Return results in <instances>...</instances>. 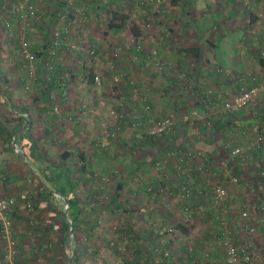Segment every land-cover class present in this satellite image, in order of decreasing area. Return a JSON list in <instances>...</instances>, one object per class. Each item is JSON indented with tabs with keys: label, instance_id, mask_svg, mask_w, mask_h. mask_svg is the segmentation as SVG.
Instances as JSON below:
<instances>
[{
	"label": "built area",
	"instance_id": "2783aa9c",
	"mask_svg": "<svg viewBox=\"0 0 264 264\" xmlns=\"http://www.w3.org/2000/svg\"><path fill=\"white\" fill-rule=\"evenodd\" d=\"M105 1L107 0H57L58 8H56L51 4L52 0H0L1 30L9 32L14 25L17 29L16 57L23 80L26 81L25 89H29L28 82L36 77L38 58L31 50L27 32L37 25L45 24L49 28V45L40 59L46 72L52 73L59 51L65 52L71 59L86 52L92 61L99 60L104 63L103 69L100 70L95 63L86 65L83 62L77 65V72L65 73L63 76L65 82L76 81L83 89L100 91L102 86H105V91L113 102L106 112V128L94 140L96 148L110 153L111 145L121 142L126 134L127 140L136 145L131 148V154L137 156L134 151L136 149L140 151L142 148L139 147L140 143L146 139L156 142L159 154L151 164L155 181L145 184L142 192L161 201L166 215L177 217L181 214L188 228H191L197 219H210L213 224L220 226L219 232L211 241L222 250L223 264H255L257 256L251 244L237 245L234 242V229L230 220L229 187L240 186L248 194H256L259 188H264V163H256L250 181L241 183L237 174V169L249 165L248 161L252 155L260 152L264 155V124L259 126L254 123L251 126L250 140L245 148L233 145L230 140L224 141L221 146L226 158L220 159L201 150L178 146L172 141V135L180 131V123L182 126L197 123L204 132H212L211 121L200 118L198 108L204 113L213 110L223 115L248 112L247 114L252 115L255 120H263L264 105L260 99V92L264 91V83L261 86L246 87L243 79H240L237 94L231 96L206 87L197 89L191 96L187 95V99L177 98L171 93L169 100L176 104L180 118L177 119L174 113L158 115L153 109L149 92L154 89L159 91L161 97H165L162 86L155 87L151 84L140 88L124 68H118V63L122 62L125 53L129 52L131 64L142 62L147 72L168 73L175 76L176 89L192 91L189 78L172 62L162 60L158 51V46L171 38L173 29L167 22L157 28L155 23L157 11L159 10V15L164 16L168 8L179 3L180 0H135L134 5L124 3L121 7L118 0H108V5L103 4ZM99 3L102 5L98 7L97 14L92 15L90 5ZM115 14L127 15V24L136 25L141 30V35L134 38L130 26L116 32L111 30L108 24ZM97 21L101 22V28L104 29L102 32L110 37L127 33L135 42L113 45L111 42L106 44L101 40L103 42L88 44L83 40V33L87 31L88 34ZM111 45L112 49H108ZM260 56L264 60V50L260 51ZM212 71L220 79L223 76L226 79H235L219 66L214 67ZM247 77L252 81L256 80V77L250 73ZM123 87L129 88L128 94L124 95ZM49 98L52 102L51 113L59 118L61 103L68 98L65 94L58 96L56 91L52 92ZM67 121L74 122V119L68 117ZM237 132H232L231 135L237 136ZM110 154L114 157V154ZM113 173L119 174V169H114ZM94 177L98 184L97 188L102 190V185L108 181L107 177L98 174ZM198 200L205 202L198 203ZM13 206V199L0 197V238L4 243L0 264H16L17 244L13 236L14 224L11 215ZM25 208L28 211L33 210L30 204ZM238 208L236 219L247 234H255L258 226L264 229V204L258 208L261 216L258 217L257 223L251 218L248 204H241ZM34 224L36 223L31 220V225ZM151 226L160 238L159 245H166L167 232L175 230L174 227L169 228L166 225L158 228L157 223ZM203 257L204 264H220V260L209 259L210 254L207 249ZM259 259L258 264H264V249Z\"/></svg>",
	"mask_w": 264,
	"mask_h": 264
},
{
	"label": "crops",
	"instance_id": "0c3cea01",
	"mask_svg": "<svg viewBox=\"0 0 264 264\" xmlns=\"http://www.w3.org/2000/svg\"><path fill=\"white\" fill-rule=\"evenodd\" d=\"M51 4L58 8L57 0H52ZM103 4L108 5V0ZM100 5H102V3L90 5L89 9L90 12L93 13L92 15L97 14V9ZM157 13L155 20L157 28L164 22H167L173 29L171 38L158 46L159 56L162 60L172 62L176 68L178 67L179 71L183 72L189 78L192 83L190 85L192 91L187 92L184 89H176L174 86L175 76L169 75L168 73L154 74L147 72L144 70L142 62L131 64V54H129V52L125 53L124 61L118 63V65H124L123 68L128 72V75L136 81L137 86L140 88L151 84L155 85V87L158 85L162 86L166 94L165 97H161L159 91L157 92L154 89L149 92L150 101L154 107L153 109L158 115L165 116L174 113L177 119L180 118L176 104L169 100V95L171 93L177 98L187 99V95L191 96L192 93H196L195 91L197 89L206 87L218 93H227L231 96L237 94L238 87L240 86V79H243V84L246 87L261 86L264 83V60L260 56V51L264 50V0H180L179 3L168 8L167 14L164 16L159 15V10ZM13 30L16 32L17 29L15 26ZM103 30L104 29L101 28V22L97 21L95 27L90 30L88 34L86 33L87 31H84L83 40L88 44H92L103 39L109 41L118 36L114 35L110 37L107 33L102 32ZM27 33L31 42V50L41 59L45 49L49 45L47 40V35H49L48 25H37L28 30ZM131 40L135 42L133 37ZM3 46H5L4 43ZM111 47L112 45L108 46V49H112ZM83 62L86 65L95 63L100 70L104 67V63H101L99 60L92 61L87 56L86 52H83V54L78 57L74 56L72 59L69 55H66L65 52H58V59L54 64L52 75L48 80L46 79V81L49 83V81L58 79L60 86L64 82L62 92H60V89L57 90L58 96L65 94L68 98L65 102L62 101L61 103V116L58 118L51 113V105L45 94H40V97L37 98L32 97L30 100L27 98V103H25L26 108H22L27 112L22 115L27 117L28 126L15 135L17 137L19 134H22L25 140H28L38 148V154L42 156L43 161L41 165L36 163V167H39L44 181L47 182L49 178H55V175L59 173L60 179H56L57 185L61 187L67 195H73L79 201L95 193L97 195L98 192L97 189H94V186H92L94 188L85 189L88 187V182L90 183L89 180H91L92 176L98 174L99 176L111 177L114 179L113 165L115 164H112L111 159L115 157L116 153L119 154L122 150L125 153V146L128 147L131 145L130 149L133 146L136 147V145L131 142L130 145H126L123 141L118 144H112L109 152L114 154V157L110 153L96 148L94 140L106 125V111L111 105V100L108 95L103 94L104 92L102 89H100V91L83 89L76 81L65 82L66 80L63 78L65 73L77 72V65ZM216 66L224 68L229 73L230 77L233 76L235 79H226L225 76L220 79L212 71ZM36 70L40 73L45 72L40 61L39 64L37 63L36 65ZM249 73L256 77L255 81L247 77ZM46 81H44V79L39 80L41 85ZM128 90L129 88L123 87L124 95L128 94ZM3 98V96H0L1 100ZM260 99L264 105V91L260 92ZM42 102H47L46 105L48 106L46 107L39 104ZM197 111H199L198 115L200 118H206L211 121L213 125L212 132H204L197 123L183 126L180 123V131L175 132L172 141L178 146H187L204 151L216 159L226 158V153L221 146L224 141L230 140L233 145H238L243 148L248 145L251 135L250 127L245 128L248 122L251 124L255 123L259 126L264 124V119L261 121L254 120L255 118H252V115L250 117L248 116V112H243L238 114L241 119L238 120L237 127H233L234 129L232 130L228 126V122L231 120L229 117L231 116L226 114L223 115L213 110H210L209 113H204L203 110L201 111V109L198 108ZM1 114V124L6 126L7 129L17 128L18 123L16 120L10 121L5 118L4 112ZM68 117H72L74 122L67 121ZM232 132H237V136H232ZM219 139L220 141L218 142ZM12 143L13 142H11L10 145H12ZM16 147H18V145ZM8 148L9 145L0 140V150L7 151ZM218 148L222 149L223 155H221V157L215 155L214 151H217ZM18 149L19 151L21 150L20 147H18ZM262 154L263 153L260 152L252 155L248 161L249 165L247 166H255L257 162L264 163V155ZM65 155L69 156L64 157ZM19 158H21L20 155ZM145 159H143L144 162L146 161ZM20 160V163L16 161H7L6 163H2V165L0 163V197L20 195L25 188V180L32 179L31 172L24 171L25 169L23 170L24 172H19V169H16V171L11 169L5 173L4 169L1 168L5 165H11L12 167L16 165L18 168L21 166V163H24L22 158ZM144 162L139 163L138 166H142ZM25 164L28 168L31 167H29L26 161ZM46 167H48L47 171L44 170ZM53 167L57 169L54 170ZM141 172L142 174L145 173L144 171ZM237 174L239 175L241 183L246 182V178L240 176L241 172L238 173V169ZM144 178L141 180V183L145 182L144 185L155 181V177L149 176L146 177V179ZM44 181H36L35 186L40 188V182L44 183ZM54 182L56 181L54 180ZM47 183L52 187H49L50 189L47 191H51L50 193L52 195L56 194L54 193L55 187L49 182ZM121 184L117 185V190H122L124 186ZM240 188L241 187L237 185L230 186L229 190L231 197L232 193L241 195L242 191ZM135 190V187L131 188V190L128 189L127 192H124V195H130V197L133 195L138 196L141 191ZM24 194L25 197L23 198L28 199L29 196H27V191H25ZM96 195H93V197ZM139 197L140 196H138V199L134 201V203L137 204V208L140 212L145 213L146 209L144 205H146V202ZM248 197L251 200L248 204L249 207L253 205V208L250 209L251 218L257 223L258 217L261 216L258 208L261 204H264V200L262 199L264 198V188H259L256 194H248ZM197 202L204 203L205 201L198 200ZM244 203L245 202L238 203L236 209ZM80 204L81 201L79 202V206ZM254 205L258 206H256L257 210L256 207L254 208ZM233 206L230 198L229 209L230 220L234 229V242L237 245H242L238 244V237L242 234L241 232H244L245 235L247 233L236 219L238 213L237 210L234 212ZM255 210L258 214L254 213ZM49 213L51 212L49 211ZM11 215L13 217L14 212H11ZM16 217H18V213H15L14 219H16ZM212 228H210V231L208 230L209 233L207 232L205 234V245L210 254L209 259L211 261L220 260V264H223L224 255L222 250L211 241L213 236L219 232L220 226L216 225V231H213ZM259 229L264 232L261 226H258L256 232ZM256 232L255 234L247 235L255 237L257 234ZM241 236L242 235H240V237ZM254 242H256V239H254ZM251 247H253V242L251 243ZM195 258L199 259V257L196 256ZM256 261L257 260H255V262ZM177 262L179 264L201 263L194 260V258L188 261L179 259Z\"/></svg>",
	"mask_w": 264,
	"mask_h": 264
},
{
	"label": "rangeland",
	"instance_id": "374dc122",
	"mask_svg": "<svg viewBox=\"0 0 264 264\" xmlns=\"http://www.w3.org/2000/svg\"><path fill=\"white\" fill-rule=\"evenodd\" d=\"M13 27L9 32H4L0 28V93L3 91L6 96H9L10 106H13L16 111L21 112L23 110L22 108H26L25 103H27L28 99L30 100L32 97H40V94L43 95L44 87L39 80L44 79V81H46V79L48 80L52 74L46 71L40 73L36 70L35 79L29 81L27 84L29 85V89H25L24 82L26 81L23 80L22 73L18 66V59L16 57L17 41L15 38L16 32L13 30ZM117 35L116 38L109 40L113 45L132 42V38L127 33H119ZM27 37L30 42L28 33ZM103 41L106 44L109 43V41H105L104 39ZM3 43L5 46H3ZM37 58V63L39 64V56H37ZM123 66H118V68L123 69ZM105 89V86H102L103 94L107 95ZM112 103L113 102L111 101V105ZM39 104L46 107L48 106L46 105L47 102ZM8 109V106H5L0 99V117H2L1 113L4 112L6 119H9L10 121L15 120V116L10 114ZM248 116L250 117L251 115L248 114ZM103 128L105 129L106 125ZM122 141L125 142L126 145H130V140H127L126 134L123 136ZM219 141L220 139L218 142ZM125 147V153L122 150L119 154L116 153L115 157L111 159L112 164L116 165H113V171L117 168L119 169V174L115 175L113 173L114 179L108 177L107 183L102 185V190L99 188L95 197L92 195L80 199L81 204L79 209L81 214L78 216L74 228L71 227L72 222L67 216V220L65 219L67 208L62 197L58 194L52 195L50 191L44 192L42 189L40 190V188L35 186L36 181H44L39 170L28 168L25 162L21 163V166L18 168L16 165H13V167L11 165L1 167L4 169L5 173L11 169L14 171L19 169V172H34V176H31L33 180H25V188L20 195L6 196V198L14 200V206L12 208L14 215L15 213H18L16 219H14V215L12 218L14 219V239L19 251L22 252L21 254L24 256L21 264H71L72 261L69 263V259L71 258L72 253L74 257V244L79 245L80 264H125L126 262L131 264H179L177 262L179 259L188 261L192 258L197 262H201L200 264H204L203 254L206 250L205 234L207 232L209 233L210 228L212 227V230L216 231V225L213 224L210 219H197L188 231L184 232L174 228L175 230L167 232L165 237L167 244L159 245L160 238L155 234L154 230H152L151 225L157 223L158 228L165 225L171 228L174 225H178H172V223L174 220L181 221L182 215L178 214L177 217L174 215L173 220H163L162 217L166 215L162 208L163 203L157 201L154 196L146 195L142 192L145 182L141 183V180L146 175V177H155L154 171L151 169V163L157 154H159L158 149L154 148V150H149L147 148L145 151L142 149H140V151L136 149L134 152L137 156H133L130 149L131 145ZM214 152L217 157L223 155L221 148H218V150ZM19 155L20 151L18 147L12 144L7 151L0 150V163L1 165L7 161H16L17 163H20L21 158H19ZM143 159L146 161L144 162ZM142 161L144 164L138 166L139 163H143ZM254 170V166H244L241 169H238V173L241 172L240 176H243L246 178V181H248L251 180ZM141 171H144L145 173L142 174ZM146 177L144 179H146ZM89 181L90 183L88 182V187L84 188L91 189L95 187L94 189H96V183H93L92 180ZM120 182L124 187L122 190H117V185H120ZM44 183L48 189L52 188L47 182L44 181ZM133 187H135V191H141L138 196H140L139 198L141 200L146 202V205H144L146 209L145 213L140 212L137 208V204L134 203V201L138 199V196L133 195L136 197H130V195H124V192H127L128 189L131 190ZM240 190L242 191H240L241 195H235V193H232L231 197V204L234 205V212L237 210V213L239 211V208L236 209L238 203L245 202L249 204L251 201L248 197V193L242 188H240ZM25 191H27V196H29L28 199L23 198L25 197ZM112 195L116 196V202L114 203L115 207L114 205H109ZM262 199L264 200V198ZM37 203H42L45 206H37ZM27 204L31 205V208L33 209L32 211H28L25 208ZM51 205H56L55 213L50 210L52 209ZM256 206L254 205V208ZM251 208H253V205H250V209ZM256 210L254 213L258 214ZM49 211H51V213H49ZM59 213L62 214L59 216ZM57 214L60 218L57 217ZM31 220L36 223L34 226L31 225ZM62 221L69 225V233L66 237V244L67 246H70H68V251H64L63 248L60 247L65 240V232H63L61 226ZM128 225L134 230L136 241L133 240L135 239L133 238V235H131L132 238L130 237L131 233L126 232L125 228H127ZM70 229L72 230L71 235ZM241 233L242 234L240 235L242 236L240 237L239 235L238 237V244H251L253 242L252 250L257 256V261H254V263L258 264V261L260 260L259 257H261L260 254H262L264 248V232L259 229L256 232L257 234L255 237H250L247 234L245 235L244 232ZM68 238L69 244L67 242ZM254 239H256V242H254ZM90 244H93V246ZM41 245L43 248H38ZM3 246L4 243L1 240L0 256L3 253ZM164 251H166L167 256L162 258L160 253ZM138 253H142L143 257L138 259V262L136 263ZM195 256L199 257V259L195 258ZM15 263L20 264L18 257H16Z\"/></svg>",
	"mask_w": 264,
	"mask_h": 264
},
{
	"label": "trees",
	"instance_id": "16d2710c",
	"mask_svg": "<svg viewBox=\"0 0 264 264\" xmlns=\"http://www.w3.org/2000/svg\"><path fill=\"white\" fill-rule=\"evenodd\" d=\"M119 2V5L120 7L124 4V3H130L131 6L134 5L135 3V0H118ZM127 15L125 14H115L114 15V18L112 20L109 21V28L113 31H120L121 29H124L126 28L127 26H130V29H131V32H132V35L134 38H138L140 35H141V30L136 26V25H128L127 24ZM116 19V20H114ZM114 20V22H113ZM44 86V89H43V95L45 94L47 97H48V100L50 102V105L52 106V102L49 98V95L52 93V92H57L58 93V89H60V92H62V87L60 86L59 84V81L58 79H54L52 81H49L48 82H45L43 83ZM1 96H3L4 98L1 100L2 103L5 105V106H8V110H9V113L12 114L13 116H15V120L16 122L18 123L17 125V128L16 129H7L6 126H4L3 124L0 123V140L3 142V143H7L9 145V148H10V144L14 138V136L20 131V130H23L24 128H26V126H28V122H27V117H24L22 114L27 112V111H24V109L21 111V112H18L15 110V108L13 106H10V98L9 96H6V94L1 91ZM46 97V98H47ZM240 113H237V114H226V115H229L231 117H229L231 120L228 122V126L233 130L235 127H237V122L239 119H241V117L238 115ZM238 116V117H237ZM252 118H254L252 116ZM236 122V123H235ZM250 125V126H249ZM253 124H251L250 122H248L246 125H245V128H248L252 126ZM234 127V128H233ZM175 136V134L172 135V137ZM14 144L15 146L18 145V147H20V151H22L25 155V160L27 162V164H29L33 169L35 170H39V167H36V163H38L39 165H41L42 161H43V158L41 155H39V150L38 148H36V146L34 144H32L31 142H29L28 140H25L23 137H22V134H19L15 139H14ZM139 146V145H137ZM134 147V146H133ZM139 147H142L143 150L145 149H149V150H154L158 148V144L156 142H154L153 140L151 139H146L145 141H143L142 143H140V146ZM8 148V149H9ZM141 149V148H140ZM159 151V149H158ZM69 155H65L64 157H68ZM62 157V158H64ZM66 159V158H64ZM54 170H56L57 168L56 167H53ZM45 171L48 170V167H46L44 169ZM43 174V173H42ZM59 174V173H58ZM55 175L56 177L54 178H49L48 181L46 179L47 182H49L51 185H53L55 188H54V193L58 194L60 197H62L63 201L65 202L66 206H67V211H66V216L70 219V221L72 222V226L74 228V224L75 222L78 220V216L81 214L80 213V209H79V200L75 197V196H70V195H67L65 193V191L59 187L57 185V180L60 179V174L59 175ZM31 175L34 176L33 172H31ZM45 176V175H44ZM57 179V180H56ZM54 180L56 182H54ZM91 180L93 183H96V187H98V184L96 182V178L94 176L91 177ZM121 184V183H120ZM122 185V184H121ZM121 187V186H120ZM40 188L46 192L48 190V188L45 186V183L43 182H40ZM97 189V192L99 191L98 188ZM51 192V191H50ZM93 195H96V194H93ZM51 197V196H50ZM116 196H113L111 197L110 201H109V205L112 206L114 205V203L116 202ZM47 201V199H46ZM37 206H42L44 207L45 205H43L42 203H37ZM52 206V209H50L53 213H55V210H56V205H51ZM89 206V205H88ZM115 207V205H114ZM50 211V212H51ZM62 213H59V216L61 215ZM57 217H58V214H57ZM60 218V217H58ZM163 220H168V219H172L173 220V216L172 215H165L162 217ZM85 223V222H84ZM14 224V222H13ZM173 224H178V225H174L173 227L174 228H177L181 231H188L190 228H188L186 226L187 222H184V220H174L172 225ZM62 230L63 232H65V240H64V243L62 244V246H60L61 248H63L64 251H68L69 248L66 244V237L69 233V225L62 221ZM91 228V227H90ZM126 229V232L128 233H131L130 234V237L131 235H133V239L134 241H136V235L134 233V230L131 228L130 225H128ZM132 238V237H131ZM93 246V244H90ZM17 248V256L18 257V261L19 263L21 264L22 263V259H24V256L21 254L22 252L19 251V248ZM38 248H43L42 245L39 246ZM79 245H76L74 244V257L72 259V263L71 264H80V251H79ZM82 254V253H81ZM142 253H138L137 255V258H136V263L138 262V259H140L141 257H143ZM160 256L162 258L166 257L167 254H166V251L160 253ZM25 261V260H24ZM125 264H131V263H128L126 262Z\"/></svg>",
	"mask_w": 264,
	"mask_h": 264
},
{
	"label": "water",
	"instance_id": "95a60500",
	"mask_svg": "<svg viewBox=\"0 0 264 264\" xmlns=\"http://www.w3.org/2000/svg\"><path fill=\"white\" fill-rule=\"evenodd\" d=\"M16 137V136H15ZM15 137L13 138V139H15ZM13 143H14V140L12 141ZM20 156H21V158H22V160L25 162V155H24V153L21 151L20 152ZM29 167H30V165H29ZM31 169H32V167H30ZM65 219L67 220V217H66V214H65ZM72 234V230L70 229V235ZM67 242H68V244H69V238H68V240H67ZM69 246V245H68ZM70 247V246H69ZM72 257H73V253H72V256H71V258L69 259V263H71V261H72Z\"/></svg>",
	"mask_w": 264,
	"mask_h": 264
}]
</instances>
